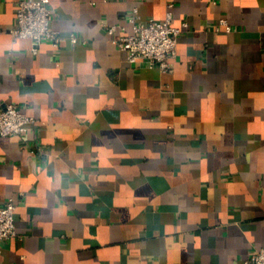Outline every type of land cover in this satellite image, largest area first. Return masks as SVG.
I'll use <instances>...</instances> for the list:
<instances>
[{
    "label": "crops",
    "instance_id": "crops-1",
    "mask_svg": "<svg viewBox=\"0 0 264 264\" xmlns=\"http://www.w3.org/2000/svg\"><path fill=\"white\" fill-rule=\"evenodd\" d=\"M19 1L0 0V98L37 122L0 136L18 231L0 264H245L264 246V0H50L64 41L38 53L12 38ZM170 2L173 71L131 63L102 23Z\"/></svg>",
    "mask_w": 264,
    "mask_h": 264
},
{
    "label": "built area",
    "instance_id": "built-area-1",
    "mask_svg": "<svg viewBox=\"0 0 264 264\" xmlns=\"http://www.w3.org/2000/svg\"><path fill=\"white\" fill-rule=\"evenodd\" d=\"M173 2L168 4L164 19L154 17L142 18L139 8L133 9L130 17L132 30L121 22L104 21L102 24L111 35V40L120 49L125 50L131 63L146 61L150 66H157L165 72L173 71L172 61L177 57L178 38L183 27L176 26ZM52 8L50 0H20L17 10L16 24L11 28L14 41L20 38H32V51L38 53L40 45L46 39L51 40L55 47L64 41V36L51 28ZM221 25L231 30L227 18L221 19ZM184 26H188L185 22ZM73 42L82 39L73 34ZM86 42V38H83ZM37 119L25 112L20 106L0 98V136L26 134ZM17 203L13 198L0 203V251L6 240L17 237L16 227ZM245 264H264V246L257 249Z\"/></svg>",
    "mask_w": 264,
    "mask_h": 264
}]
</instances>
